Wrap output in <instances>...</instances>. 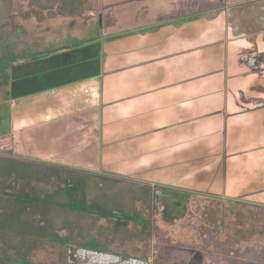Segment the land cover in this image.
<instances>
[{"label": "crops", "instance_id": "0c3cea01", "mask_svg": "<svg viewBox=\"0 0 264 264\" xmlns=\"http://www.w3.org/2000/svg\"><path fill=\"white\" fill-rule=\"evenodd\" d=\"M160 1H146L153 17L150 18V24L147 23V28L135 32L130 31L134 24L123 8L110 2L106 7H101L99 13L103 24L96 28V32L100 29L104 33L95 37L94 45L87 44L88 51H91L99 39L103 41L104 57L103 61L100 60V71L97 65L93 70L84 67L83 75H74L71 82L63 84L65 87L59 81L47 83L42 75L36 73L38 80H35L40 87L30 89L28 81L35 73L28 75L32 70L28 71L26 66H35V70L43 69L40 65L68 52L75 57L72 63L88 64L83 55L85 48L69 49L51 55V58L43 55L24 60L21 66H16V72L11 70L9 135L13 148L23 149L22 153H15L16 156H27L23 141L26 128L77 111L99 109L100 116L95 113L91 118L96 127L98 119L100 123L93 146L79 148L62 158L39 155L40 158L54 162L57 166H79V162L87 161L88 158L89 163L95 161L99 150H107L109 159L116 155L114 158L121 162L120 166L114 167L116 175H132L152 166L147 173L169 177H162L167 180L164 184L152 181L149 184L163 185L172 190L190 189L191 192L199 188L192 177L197 169L200 170L199 159L219 160L223 166V161L239 159L244 155L251 160L248 164L250 169L245 168V171L250 170L256 190L262 189L256 193L261 194L257 199L264 201V86L259 82L264 77V0L252 3L243 12L248 13L250 20L248 33L239 34L240 27L236 24L231 27L229 24L231 18L239 23L238 18L244 14L228 13V8L214 10L212 15H223V27L216 30L213 38H205L203 46L195 52V44L187 36L182 44L179 33L183 30H178L188 25L191 28L193 24L186 20L179 28L175 21L167 22L168 15L176 16L177 12L172 8L173 0ZM167 4H170V8ZM258 5L260 7H256ZM200 10L201 7H197L193 11L200 13ZM229 30L238 33L230 36ZM93 62L98 63L97 55ZM194 65L200 67V71L194 72ZM18 88L22 89L19 91ZM31 95L37 97L32 99ZM242 137L247 145L231 146V142ZM243 149L246 153L242 155ZM180 159L185 160L180 164L175 161ZM126 161L130 164H126ZM209 170V179L211 176L215 179L221 176L220 184L219 180L217 182L223 185L224 174L219 165L211 162ZM255 174L260 175V179H255ZM179 181L183 183L179 184ZM168 231L166 235L179 232L173 228ZM186 234H189L188 237ZM180 236L181 239L196 241L197 247L203 246L204 240H207L208 245L205 246L209 248L212 245L208 236L221 238L209 229L197 235L193 231L182 230ZM198 236L201 241H197ZM151 239L154 240V235ZM230 240L229 247L238 253H264V239ZM95 247L70 244L66 249L65 264H167V259L158 256L160 249L156 248L136 256L126 251L119 253ZM0 264L19 263L0 261Z\"/></svg>", "mask_w": 264, "mask_h": 264}, {"label": "rangeland", "instance_id": "374dc122", "mask_svg": "<svg viewBox=\"0 0 264 264\" xmlns=\"http://www.w3.org/2000/svg\"><path fill=\"white\" fill-rule=\"evenodd\" d=\"M146 1L147 0H90V4L93 10L87 12L88 17H80L73 20L62 16H56L54 18H49L47 16L38 17L32 10H30V6L28 5L27 0H14L10 13V19L14 23H20L24 25L25 28L29 30L31 35L27 36L28 41H31L33 40V38H35L39 43L40 49H47L46 51L50 52L45 54L44 56H48L49 58H51V55H55L57 53L59 54L60 52L64 53L69 49L85 48V53L83 51V55L86 58L85 61H88V64H86V62H82L80 63V65L72 63V60L75 59V57L72 53L68 52L65 55L54 56L53 60L50 59L46 64L44 63V67L40 65V67H42L43 69L35 70V66L30 67L28 65L26 66V69H28V71L32 70V72L28 75L32 76L35 73L32 79H29L28 81L30 89L40 87L39 83H36L35 80H38V78H36V73L42 75L43 79L47 83L59 81L62 83V85H66V83L71 82L72 79H74V75H83V72L85 70H82V68L84 67L93 70L97 65V70L100 71V60L103 61L102 58L104 57V46L102 45L103 41L99 39L97 45L91 48L92 52L90 51V49L88 51L87 44L90 43L94 45V43H96L95 37H99V33H104L103 31H100V29L98 33L96 32V28H100V26H98L99 22L101 25L103 24V20L99 13L101 7H106L105 5L110 2L113 5L115 4V6L118 8H123L124 12H127V14L130 15L131 23L134 24V26L130 28V31H143L148 27L147 23L150 22V18L153 17L151 15L152 12L150 11V7L147 6L148 4L146 3ZM256 1L258 0H181V2L179 1V3H177L178 0H173L172 8H175L174 10L177 12V15H168V18L166 20L167 22L175 21V23L178 24L179 28L186 22L193 24L191 28L188 25V27L186 26L185 29L183 28L178 30H183V32L179 33V40L183 42L182 44H184V37L187 36L195 44L193 45V52H195L197 48L203 46L205 38H213L212 36H214L216 30L219 31V29L223 27V15H221V13H219V15H212L211 13L214 12V10H216L217 8H228V13H242L243 15V12H245V10L252 3H256ZM157 2L161 1L157 0ZM167 6L170 8V4H167ZM197 7L198 9L201 7L200 13H196L195 11H193L196 10ZM256 7H260V5ZM238 19L239 23H236L237 21L233 20L232 18L229 19L230 26L233 27L235 24L238 25L240 27L239 34L248 33L249 28L247 26H249L250 24L248 13H245L241 18ZM251 24L254 23L251 22ZM195 25L197 27H195ZM103 29L105 30L104 26ZM187 29H190L191 31H188ZM228 33L230 34V36H234L232 34L238 33V31L233 32L229 30ZM96 55L98 57L97 64L96 62H93V58ZM38 58L40 57L38 56ZM198 58H196L195 60L197 61ZM209 59L210 56L207 57V61H209ZM24 60H19L11 64L9 66L10 72L12 69L13 72H16V66H21V64L25 62ZM29 60L33 59L29 58ZM199 69L200 67L197 68V65H194V72L200 71ZM86 72L89 71L87 70ZM69 79L70 81H68ZM259 82L260 84H262V86H264V77L260 78ZM25 85L26 82H24V86ZM64 85L62 87H65ZM21 89L22 88H18L19 91ZM69 90L72 91V89H67V91ZM31 96H33L32 99L37 97L34 95ZM9 106L10 100H8V102H5V105L0 106V192L10 189L12 190L14 187L18 186L17 184L26 183V181L30 178V172L33 171V173H36L33 168L27 167L25 170V175H27L26 181H24L23 178L9 175L8 173H6L8 166L7 163L11 162L12 160L13 162H17L13 164L15 168H18L16 164L20 163L19 161L28 163L31 162L37 170V175H39L38 168H50L51 165H55L54 162H50L47 159L40 158L39 155L62 158L63 156L72 153L79 148L86 149L94 145V136L96 133V129L99 128L100 123L98 119V125L96 127L94 121L91 120V118L95 116V113L96 115L98 114L100 116L99 109L97 111L94 109L81 110L71 115H62L58 116L57 118L48 119L41 124H35L33 127L26 128L24 130L25 135H23V141L25 144L27 156H16L15 153H22L23 149H20V147H18V149L13 148L14 145L9 135L11 132ZM17 144L19 145V141ZM231 144V146L236 147H238V144L247 145L243 137L241 138V140L234 141V143L231 142ZM106 151L102 152L101 150H99L97 153V158L92 163L88 162V158L87 161L79 162V166L67 164L63 166L61 165L60 167L74 170L76 173L86 174L94 172L98 174L113 175L117 178L135 182L139 186L144 185L143 188H149L151 190V194H154L155 198L159 199L158 201H160L159 209H157V213L156 215H153L151 221L152 235H154V240L152 239L151 249H160V251L158 252V256L161 259H167V264H264V253H262V251H260L259 253H257V251L256 253H252L249 251L238 253L235 250L231 249L228 244L231 240L230 237H228L227 233H223V235L218 236L221 238L215 239L208 236L207 239H209L208 241H210L212 245L211 248H209V246H205L208 245L207 240H204L203 246L197 247L195 244L196 241L193 242L192 240L180 238V232L184 228L181 227L182 225L179 226V223L184 220L183 218L185 217L186 213H191L193 216V211L195 210V208H198L200 205H202L205 199L215 198L219 201H246L254 203V205L264 206V201H258L261 194L256 195V193H260V190L262 189L256 190L254 186L255 183L253 185L251 181L253 179V176H251L250 170L245 171V168L250 169L248 164L251 161L249 158L243 155L244 153H246L245 149H243L241 152V154L243 155L242 158L235 160L234 158H229L223 161V166L221 161L219 160H215L214 162V159H199L198 164L200 166V170L197 169V173L195 174V176H192L193 178H195L196 183L194 184H197L196 187L199 188L197 190H192L191 192H189L190 189H188V191L177 190L176 188L172 190V188H165L163 185L152 186L151 184H149V181L156 182L157 184H164L167 180L162 177H169L168 175L164 176L154 173H147L146 171L152 168V166L149 167V169H147L146 171L144 169H140V171L138 172L139 174L133 173L132 175H116L113 172L114 167L117 168L118 166H120L121 162L114 158L116 157V155H114V157L113 155H110L111 158L109 159V154ZM147 154H150V152H147ZM9 158H11L12 160H9ZM184 160L185 159H180V161H175H178L177 163L180 164V162ZM129 161L131 162L132 159ZM130 162L126 161V164H130ZM195 162H197V160ZM211 162L219 165V169L223 171L224 181L223 185L221 186L219 185L221 176L220 178L216 179L211 176L212 180L209 179V169L211 168ZM146 165L147 167L149 166L148 163H146ZM206 169H208V172L204 173ZM180 176L181 175H179L178 177ZM254 177L255 179H260L261 176L255 174ZM171 178H174V176H171ZM214 180L215 182H213ZM218 180L219 184L217 182ZM181 182L182 181H179L178 183L181 184ZM183 186L184 185H182V187ZM52 187V182L43 183L35 181L34 183V188L36 191H48ZM108 194L109 192L105 191L103 194L104 197L101 198H103L104 200L109 199ZM155 198L152 199L154 202L156 201ZM176 226L180 227L181 229L178 230V234H174L176 232H173L172 235L165 234L169 233L168 230L176 228ZM188 235L189 234H186L185 236L188 237ZM94 238L95 236H92L89 240H87L85 244H94ZM198 239L199 240L197 241H201L199 236ZM78 243L80 242L77 241V243L75 244ZM140 246H142L141 242L136 240H129L121 249L112 250H115L119 253L126 251L131 254H136L137 256V254H139L140 252H145V250H140ZM97 249L99 250L103 248L97 247ZM154 255L156 256V253ZM131 256L133 257V255ZM37 257L38 264H53L46 252L39 253Z\"/></svg>", "mask_w": 264, "mask_h": 264}, {"label": "trees", "instance_id": "16d2710c", "mask_svg": "<svg viewBox=\"0 0 264 264\" xmlns=\"http://www.w3.org/2000/svg\"><path fill=\"white\" fill-rule=\"evenodd\" d=\"M27 1L38 17L62 16L75 20L88 17L87 12L93 10L90 0ZM13 2L0 0V104L10 98L9 66L50 53L40 49L35 38L27 40L31 34L24 25L12 22ZM19 162L18 168L13 160L7 163L6 173L24 181L27 167L36 173L31 171L26 183L20 182L12 190L0 192V261L38 264L39 253L46 252L53 264H65L67 246L77 241L85 244L92 236H95L94 244L87 247L121 249L127 241L136 240L141 242L145 253L150 252L151 221L160 201L149 188L113 175L76 173L54 165L38 168L37 175L31 162ZM35 181L52 182L53 187L36 191ZM105 191L109 192L107 200L101 198ZM195 210L193 216L186 213L179 223L183 230L197 235L209 229L217 236L227 233L240 241L264 239L262 205L209 198ZM174 229L181 230L177 226Z\"/></svg>", "mask_w": 264, "mask_h": 264}]
</instances>
